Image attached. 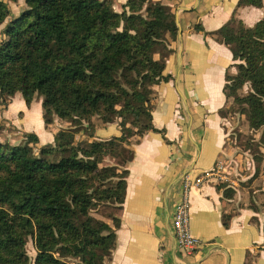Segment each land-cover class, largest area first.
<instances>
[{"label": "trees", "instance_id": "16d2710c", "mask_svg": "<svg viewBox=\"0 0 264 264\" xmlns=\"http://www.w3.org/2000/svg\"><path fill=\"white\" fill-rule=\"evenodd\" d=\"M25 3L0 40V105L19 93L30 107L39 96L46 127L56 119L75 127L57 131L39 153L29 145L39 141L35 132L24 134L26 144L0 142V264H105L116 247L133 146L163 132L153 123L154 86L172 78L165 70L178 38L175 10L164 0H126L121 11L113 0ZM10 14L0 0V24ZM195 30L231 49L236 70L226 72L224 93L264 137V17L247 26L234 13L217 30L200 23ZM230 112L221 110L227 118ZM112 123L119 136L77 141L81 129L93 137L97 126ZM59 152L65 155L57 161L47 157ZM230 218L224 215L225 226Z\"/></svg>", "mask_w": 264, "mask_h": 264}, {"label": "crops", "instance_id": "0c3cea01", "mask_svg": "<svg viewBox=\"0 0 264 264\" xmlns=\"http://www.w3.org/2000/svg\"><path fill=\"white\" fill-rule=\"evenodd\" d=\"M164 1L173 6L180 31L165 70L172 78L154 86L153 123L163 132L150 131L133 146L135 156L128 165L127 195L120 212L116 247L105 264H180L182 254L173 214L181 196L183 174L189 171L187 174L199 177L224 161L235 162L232 173L243 165L242 153L229 142L230 122L221 113L230 103L223 89L226 72L236 70L231 68L233 53L225 44L197 32L195 25L200 23L205 30L214 31L235 13L247 26H254L264 17V5L239 6V0ZM13 108L34 114L33 103L28 107L18 93L10 98L0 118L6 119L5 112ZM42 113L40 108L36 117L32 116L39 124L37 135L41 144L53 143L59 129L46 127ZM61 121L65 120L56 119L54 123L60 125ZM120 133L117 123L97 126L95 132L99 139ZM254 173L238 178L239 184ZM225 185L235 190L233 197L225 195L224 185H219L215 177L191 188V230L202 245L186 261L264 264V212L249 206L246 194L250 189ZM225 214H231L229 226L224 225Z\"/></svg>", "mask_w": 264, "mask_h": 264}, {"label": "rangeland", "instance_id": "374dc122", "mask_svg": "<svg viewBox=\"0 0 264 264\" xmlns=\"http://www.w3.org/2000/svg\"><path fill=\"white\" fill-rule=\"evenodd\" d=\"M126 0H113L114 7L116 10H122V4ZM8 3L9 8L11 9V14L6 19L5 23L0 24V40L4 37V27L5 25L12 19V17L17 16L20 12L26 8L25 0H17L15 2L5 0ZM158 56V54H156ZM159 57V56H158ZM160 58V57H159ZM248 92V86H245L242 90V94H246ZM10 98H8L7 103H9ZM42 99L37 96L33 102L34 114H27L25 111L23 113L17 112L16 108L10 109L7 114L5 112L6 119L0 118V142L9 143V144H26L27 140L24 136V132L27 129L32 128L31 132L39 133V124L36 119H33L32 116L37 115L38 110L42 109ZM8 104L0 105V113ZM232 100H230L229 106H227V110L231 111L228 114V120L230 123L227 124V129L230 134V145L236 148L237 152L242 153L241 161L243 165L240 166L239 171L232 173L234 161H224L219 162L223 164V168L220 170L216 177V181L219 185H231L232 187L238 188V186L245 187L246 189H250V193L246 194L248 198L249 206L254 209H261L264 212V137L262 136V130L251 129L248 123V120L244 114L235 113L232 109ZM233 111V112H232ZM60 125L57 123L52 124V128H58L59 130H68L69 128L75 127L74 123L71 120L61 121ZM95 123L102 124L98 118L94 119ZM18 125V126H17ZM81 137L78 136L77 141H85L91 142L94 139H97L95 132L97 131V127L94 130L93 138L86 133L84 129H81ZM89 129L88 132H90ZM27 133V132H26ZM113 137V136H111ZM110 138V137H109ZM54 143V141H53ZM51 143V144H53ZM49 143L41 144L39 140L37 143H30L29 145L33 147L35 153L40 152V148L42 146L48 145ZM64 153H50L47 155L49 160L57 161ZM118 159L113 157H107L106 162L115 163ZM233 163V164H232ZM236 165V164H235ZM255 171V173H254ZM253 177L250 179H245L246 181L241 182L239 184L238 178L248 177L253 174ZM247 192V191H246ZM94 214L97 217H100V214L94 211ZM27 250L31 258H33L36 254L35 246L32 240L29 241L27 245Z\"/></svg>", "mask_w": 264, "mask_h": 264}, {"label": "built area", "instance_id": "2783aa9c", "mask_svg": "<svg viewBox=\"0 0 264 264\" xmlns=\"http://www.w3.org/2000/svg\"><path fill=\"white\" fill-rule=\"evenodd\" d=\"M222 163L211 171L202 176L193 177L186 174L181 183V196L176 203L173 214V227L176 235V242L179 251L182 254L180 264H189L186 259L194 255L202 245L200 238L195 236L191 230V212H190V191L191 188L201 184L205 179L219 177L220 170L223 168Z\"/></svg>", "mask_w": 264, "mask_h": 264}, {"label": "water", "instance_id": "95a60500", "mask_svg": "<svg viewBox=\"0 0 264 264\" xmlns=\"http://www.w3.org/2000/svg\"><path fill=\"white\" fill-rule=\"evenodd\" d=\"M176 22H177L178 32H179V31H180V29H179V20L177 19V16H176ZM188 172H189V171H186V172L183 174L182 178H183Z\"/></svg>", "mask_w": 264, "mask_h": 264}]
</instances>
